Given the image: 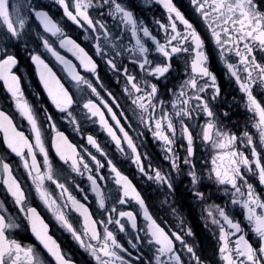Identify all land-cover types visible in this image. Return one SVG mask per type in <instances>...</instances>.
<instances>
[{
  "label": "clouds",
  "instance_id": "9594fccd",
  "mask_svg": "<svg viewBox=\"0 0 264 264\" xmlns=\"http://www.w3.org/2000/svg\"><path fill=\"white\" fill-rule=\"evenodd\" d=\"M46 2L49 3L50 9L40 8L39 10L48 13L57 30L49 34L44 29L36 30L35 26H32L31 31L36 41L60 42L61 46L65 41L76 44L77 39L72 34V28L75 27L79 40L93 47V52L89 55L92 66L84 69L91 74L90 76L76 71L75 65L71 62H68L66 67L60 65L63 72L67 74L66 83H64L67 87L64 88L62 85V88L68 106L58 108L55 102L51 100L50 102L60 114V119L67 122L70 132L84 141L79 144L78 149L79 164L83 167L64 162L69 171L63 176L56 174V179L59 180L60 185L71 186L77 190L79 196L83 198V208L87 210L95 223L100 224L103 235L99 239L93 237L92 233L85 229L83 219L77 220V226L73 225L74 230L69 229L36 193L57 224L67 234L68 240L78 250L74 255L69 248L60 249L61 243L53 237L62 256L67 257L70 264H97L93 250L98 251L102 245L107 244L117 253L122 252L125 257H131L132 253L122 247L121 234L131 249L138 248L139 239L135 231L137 230V213L143 217L144 213L150 210V206L146 200V194L142 189H138L132 176L122 171L121 175L136 191L139 199L135 196H125L124 185L117 182L114 172V169H120L116 160L123 159L127 162L128 168L135 170L134 176L142 185L145 187L154 185L149 188L153 197L151 205L155 207L165 225L174 223L176 228L185 233L188 237L185 246L191 244L197 247V237L187 218V210L182 208V197L177 192L178 185L184 191L193 193L192 203L201 211L202 220L205 221L202 209L208 206L217 213V219L219 217L226 219L233 234L238 233L237 240L242 241L253 251L256 255V264H260V260L264 259V105H260L258 100L253 103L247 97L244 99L233 97L229 100L226 94H222L211 67L208 43L200 48V52L203 53L202 64L208 74L207 78L198 76L191 70L192 53L187 48H185V55L178 56L176 64L173 65L158 47L153 46L156 33L164 29L165 20H168L170 24L173 16L171 9L165 7L163 0H81V8L90 12L94 24L85 21L79 15V11L70 14L67 9L62 10L58 0H46ZM172 7H176V4L173 3ZM250 11L254 18L258 16L264 19V0H252ZM57 12L59 14L54 15ZM30 20L29 18V22ZM191 30L195 33L194 24H191ZM28 31L29 24L28 30L23 33L21 39H24V34ZM100 36L104 37L103 42L99 41ZM21 47L29 57L38 50L30 42ZM77 47H79L78 44ZM28 49L31 50L28 51ZM38 51L43 52L44 48L40 47ZM261 55H264V50H261ZM121 63L124 64L125 70L133 74L135 70L129 68V63L138 66L137 83L141 85L145 94L151 97L152 112H149L147 108L138 111L129 107L125 113L119 105L117 106L127 126V135L121 133V142L115 145L109 138L103 142L100 141L105 146L104 152L108 153L104 158L108 161L107 169L110 171H107L108 175L105 178V174L101 173L102 162L93 158V165H95L93 168V165H89L84 160V155L91 156L89 144L97 148L95 143L87 139L93 135L97 137L95 133L87 131L89 126L96 125L97 122L91 119L83 107L91 101L89 89L83 86L87 84L89 87H94L93 81H95V84L105 93L111 90L119 95L118 89L124 88L125 84L120 79L123 73L115 65ZM101 65L115 82L114 86H110L101 75ZM19 73L21 75L17 76L21 84V97L31 105V111L26 114L16 108L17 98L10 93L9 99L19 113V117L28 120L29 124H33L37 119L41 120L36 111L37 107L44 108L41 113L44 120L51 117L42 103L34 106L26 97L21 82V76H27L25 65L19 64ZM77 76L80 77L79 80L76 79ZM172 77H176L177 86L183 87L185 94L192 87L193 79L202 81L200 87L196 89V95L201 92L205 94V97L210 100L211 113L209 114L199 104L188 103L187 100L184 107L177 108L172 103L175 93L171 88L168 89L169 98H165L163 88L171 82ZM210 81L211 90L206 91ZM73 94L76 100L72 99ZM92 94L96 95V92L93 91ZM36 97L39 101V93H36ZM121 103H124L122 98ZM170 104L172 106L168 107ZM250 104L251 107H249ZM74 105H76L74 110H69ZM162 105L165 107L162 108ZM217 106H220L219 111ZM237 109L243 111L244 120L234 128L232 125L236 121L232 118V114ZM161 112H163L162 116ZM29 115L32 119H28ZM201 115L204 116L203 120L199 119ZM157 121L161 123L159 128L156 127ZM206 123L214 125L210 135L204 130ZM48 126L47 122L43 123V129H47ZM117 127L121 126L117 125ZM36 130L39 129L34 127V131ZM97 131H101L100 128ZM193 131L196 133L195 136ZM161 132L167 137L166 139L158 135ZM62 135L69 139V143H73L64 131ZM153 147L163 149L160 154L163 161L167 162V166L154 160ZM113 153H115L114 158ZM222 154H227L223 163L230 173L228 179L222 178V171L217 172ZM46 189L49 200L53 202V208L58 210V205H64V197L59 195L51 185H47ZM97 192H105L106 195L98 198L95 195ZM90 198L94 201L91 207ZM121 205L126 209L125 212L118 211ZM2 209H5V204L0 201V210ZM34 212L39 211L36 207L24 202L23 209L19 208L11 215L6 211L5 214L9 216L11 229L31 231L30 219ZM64 213L68 217L71 215L66 205ZM165 217H167L166 220ZM146 218L151 219V217ZM205 227L213 231L215 225L205 223ZM109 232L113 234L111 237L108 236ZM52 261L54 264H61V260L57 259L56 255L52 256ZM40 264H50V262L40 257ZM125 264H131V260L126 259ZM202 264L206 262L203 261Z\"/></svg>",
  "mask_w": 264,
  "mask_h": 264
},
{
  "label": "snow or ice",
  "instance_id": "6c2138e0",
  "mask_svg": "<svg viewBox=\"0 0 264 264\" xmlns=\"http://www.w3.org/2000/svg\"><path fill=\"white\" fill-rule=\"evenodd\" d=\"M163 2L165 7L171 9L173 16L170 24L168 20L164 21L165 27L156 33L153 46L158 47L173 65L176 64L178 56L185 55V48H187L192 53L191 70L198 76L207 78L208 74L202 64L203 53L200 52V48L209 40L213 41L216 48L219 49V57L226 66L227 72L238 84L242 93L241 99L247 97L253 103L258 100L260 105H264V95H260L261 91L258 90L264 88V55H261V50H264V19L258 16L253 17V13L250 11L252 0H187L183 10L176 3V7H172L174 0H163ZM58 4L62 10L67 9L70 14L79 11V15L85 21L94 24L90 12H86L81 8V0H76V2L74 0H58ZM39 9L37 6L30 8V19L38 22L39 26L49 34L55 32L57 29L52 18L48 13ZM25 24L26 21L21 18L18 21V26L14 25L10 28L7 24H4L0 32L8 40L18 39L24 33ZM191 24L195 25V33L191 30ZM98 39L103 42L104 37L100 36ZM129 39L131 40V37ZM241 42H243L242 46ZM77 44L79 47H77ZM40 47H43L44 51L39 52L37 50L30 57L35 71L39 75L40 82L48 98L55 102L58 108L67 107L65 92L62 88V85L64 88L67 85L58 78L50 63L46 62L45 53L47 56L54 58L58 65L66 67L67 63L71 62L75 65L76 71H80L82 75L90 76L91 74L85 72L84 69L92 66L89 55H91L90 52H93V47L91 45L82 46V43L78 40L76 44L65 41L63 46L60 42L53 43L46 40L41 43ZM61 50H65L66 53L71 52L78 63L62 54ZM230 60H238L239 63L230 62ZM17 65V57L7 50L3 43H0V80L3 81L7 91L17 98L16 108L27 114L31 111V105L21 97V84L18 82V76L15 73V66ZM81 65H83V68H81ZM115 66L123 73V75H120V73L118 75L125 84L124 88L118 89L119 95L111 92V90L105 93L93 81L94 87L84 85L89 89L91 101L86 106L82 105L91 119L97 122L96 125L101 132L106 133V137L114 145L121 142V133L127 135V126L122 123L123 119L117 110L118 105L125 113H127L129 107L138 111L147 108L149 112H152L151 97L146 95L141 85L137 83L139 79L138 66L129 63V68L135 70L134 74L125 70L123 63ZM76 79L79 80L80 77L77 76ZM201 83L202 81L193 79L191 81L192 87L187 94H185L183 87H177L173 90L175 96L172 103L180 108L184 107L187 100L188 103L199 104L210 114V100L205 97L203 92L196 95V89L200 87ZM209 90H211V81L206 91ZM93 91L96 92V95L92 94ZM121 98L124 103H121ZM72 99L76 100L74 94ZM75 106L69 110H74ZM171 106L172 104L168 105V107ZM163 107L165 106L162 105ZM249 107H251V104ZM162 115L163 112H161ZM201 116L204 119V116ZM28 119H32L31 115ZM23 120L26 123L21 127L15 116L4 109H0V133H2L3 142L6 144L7 149L19 158V162L26 170L27 177L30 178L35 192L43 198V203L56 214L57 218L66 227L73 229V224L64 213L65 205L69 212L79 214L76 219H83L85 229L90 231L93 237L99 239L103 235L101 226L99 223H95L93 218L88 215L87 210L83 208V198L78 199L77 195H73L74 188L62 186L59 180L56 179L55 167L59 162H70L73 165L83 167L79 164L78 159L79 144L69 143V139L62 135V130L53 116L45 118L44 121L37 119L33 124H29L26 119ZM45 122L49 124L47 129H43V123ZM149 122L151 123V121ZM117 125L121 127L118 128ZM34 127L39 130L34 131ZM156 127H161L160 121L156 122ZM204 130L210 135L214 130V125L206 123ZM158 135L162 139L167 138L163 132L158 133ZM195 135L196 133L193 131V136ZM87 139L95 143L99 150L89 144L91 156L84 155V160L89 165H93V158L102 162L101 173L105 174V178H107L108 173L105 169L108 168V161L104 157L108 153L104 152L105 146L94 135L89 136ZM221 147H224V145H221ZM93 149L94 151H92ZM226 155L222 154L220 156L221 163L217 167L218 173L223 172V179H228L230 176L227 166L223 163ZM50 157L53 158L50 159ZM94 167L95 165H93ZM145 168L147 170V165H145ZM122 171L121 169H114L117 182L124 185L125 196H135L139 199L136 191L121 175ZM157 178L159 179V176ZM0 181L7 186V191L11 194L14 204L23 209L27 193L23 182L15 174V167L12 162L0 159ZM47 185H51L59 195L64 197V205H58V210L53 208V202L49 200ZM95 195L102 198L106 193L97 192ZM118 211L125 212L126 209L121 205ZM5 212L6 210L0 211V264H40V257H44L50 264H54L52 261L53 255L61 260V264H70L69 259L63 257L62 252L57 249L53 235L50 234L49 224L45 222L44 218L41 219L40 212H34L30 219L31 233L34 234L35 241L38 243H25L13 238L12 233L9 231L11 229L9 216ZM202 213L206 224L210 222L215 225L216 254L220 264H256V255L242 241L237 240L238 233L233 234V230L226 219L223 217L217 219V213L210 206L203 208ZM141 217L137 213V230L148 236L152 248L155 249V264H202L205 261L197 247H193L191 244L185 246L188 237L185 236L184 232L175 226H162L164 223L155 218L150 210L144 213L142 219H140ZM146 217H151V219ZM173 228L176 230L173 231ZM112 235L111 232L108 233L109 237ZM116 239H119V237H116ZM62 248L61 245L60 249ZM93 255L97 260V264H125L127 259L124 253H117L107 244L102 245L98 251L94 249ZM260 264H264V259L260 260Z\"/></svg>",
  "mask_w": 264,
  "mask_h": 264
},
{
  "label": "flooded vegetation",
  "instance_id": "af4514ba",
  "mask_svg": "<svg viewBox=\"0 0 264 264\" xmlns=\"http://www.w3.org/2000/svg\"><path fill=\"white\" fill-rule=\"evenodd\" d=\"M4 3L6 4V12L4 13L0 11V29L3 28L4 24H7L8 27L10 28L13 27L14 25L18 26V21L21 18H23L26 21L24 28V32H26L28 30V24H29V31L24 34V39L18 38V39L8 40L3 35V33L0 32V43H3L4 47L17 57L19 64H23L27 68V76L26 77L21 76L22 88L23 91L25 92L26 97L31 101V103L34 106L42 103L48 109L51 116L54 117L60 129L70 137V140L72 142L78 144L83 143L84 141L82 138L77 137L70 132V130L67 127V122L60 119V114L58 113L57 110L54 109L53 105L50 102V99L47 96L46 91L43 88L42 83L39 80L38 74L35 71L34 64L32 63L30 57L26 55L25 51L22 50L21 47L23 44L30 42L35 46L36 49L38 50L40 49L41 43L33 38L31 28L32 26H35L36 30H41L42 27L39 26L38 22H35L33 20H30L29 22L30 8L37 6L38 8L50 9L49 3L46 2V0H0V4H4ZM174 3H176L178 6H181L183 10V7L186 6L187 4V0H174ZM58 14H59L58 12L54 13V15H58ZM72 34L74 38L78 40V42L82 43V46L87 45L79 40V34L76 33L75 27L72 28ZM242 44L243 42H241V46ZM30 50L31 49H28V51ZM86 50L88 49L86 48ZM208 50L211 60V67L217 77L222 94H226L229 100H231L233 97H237L238 99L241 98L242 93L239 90L238 84L227 72L226 66L219 58V49L216 48L215 43L211 40L208 41ZM61 52L62 54L67 55L69 59H73L74 62L78 63L77 61H75L71 53H66L65 50H61ZM90 54L92 53L90 52ZM45 55L47 57L46 62L50 63V66H52L54 71L57 73L58 78H60L62 82L66 83L67 74L62 71V66L58 65L55 62L54 58L47 56L46 53ZM226 57H227V53H226ZM125 62L127 63V61ZM230 62L239 63L238 60L236 61L230 60ZM19 64L15 66V73L18 76L21 75L19 73ZM100 71H101V75L104 77L107 83L110 86H114L115 82L113 81L111 76L106 72L103 65H101ZM175 81H176V77H172L171 82L163 88L165 98H169L170 96V93L168 91L169 88H171L172 90L177 89L178 86ZM83 87L86 88V86ZM258 90L264 91V88ZM36 93H39V101L37 100ZM260 95H264V92H261ZM9 97H10V93L7 91V88L4 85L3 81L0 80V109H4L8 111L11 115L15 116L17 122L21 125V127H23L26 121H24L21 117H19V114L14 109L13 103L10 101ZM219 107L220 106H217V111H219ZM36 111L37 114L40 115L41 120H44V117L41 115V113H43L44 111V108L37 107ZM232 118L235 119L236 121V123L233 124L232 126L236 128L244 120L243 111L237 109V111L232 114ZM199 119L203 120L202 116H200ZM122 123L125 124L123 120ZM97 129H99L97 125H91L87 128V131L90 133H95L99 138V140L103 142L107 138L106 133L97 131ZM149 144L151 145V140L149 141ZM112 147H114V145ZM92 151H94V149ZM162 151L163 149L153 147V158L161 165L167 166V162L163 161L162 156L160 154ZM54 155L55 154L53 150V157ZM112 156L114 158L115 153H113ZM53 157H50V159ZM0 159L10 161L14 164L15 174L23 182V186L27 193V199L25 202L37 208V210L41 213L42 218H44L45 222L49 224L50 234L53 235V237L57 239L63 247L71 249L73 254L75 255L78 252L77 248H75L71 243V241L68 240L67 234L57 224V222L48 212L46 207L43 205L42 201L39 200L34 187L31 185L30 178L27 177L26 170L22 167V164L19 162V158L14 153H11L10 150L7 149L6 144L3 142L2 133H0ZM116 163L121 170L127 172L130 176H132L133 182L137 185L138 189H142L143 192L146 194V200L149 202L151 214H153L155 218H157L158 220L164 223V221L161 220L160 215L158 214L155 207L151 205V201L153 197L149 192V188L154 187V185L150 184L148 187L142 185L140 181L136 179V177L134 176L135 170L132 168H128L127 162L124 161L123 159L116 160ZM67 171L69 170L66 168L64 162H59L55 167V174L63 176ZM105 171L107 172L110 170L105 169ZM81 184L83 185V181H81ZM177 192L182 197L181 199L182 208L187 210V218L190 221V226L192 227L193 231L196 234L197 248L199 249L201 256L204 258L206 264H220L218 255L216 254L215 228L213 231H209V229L205 227L206 222L201 219V211L193 206L192 203L193 193L191 191H184L178 185ZM73 194L77 195L78 199L80 198L79 193L75 188L73 189ZM220 199H222V197ZM0 201H2L5 204V209H2L0 211L6 210L8 214L11 215V213L17 212L19 210V206L14 204L11 194L7 191V186L4 185L2 181H0ZM92 204H94V201H91L90 207L92 206ZM78 215L79 214L73 212L69 216L70 222L74 225V227L77 226L78 224V221L76 219ZM140 219H142V217ZM164 219L166 220L167 217H165ZM208 223L210 224V222ZM162 226L173 227L175 226V224L169 223L168 225L164 224ZM175 230L176 229L173 228V231ZM9 231L12 233L13 238L19 241L25 243H38L35 241L34 234L31 233L30 230L19 231V230L10 229ZM135 231L139 239V244L137 249H131L127 243V240L123 237V235L121 234L120 236L122 247L132 253L131 257L126 256V258L131 260V264H155L154 257L156 252L155 249L152 248L148 236L140 233L138 230ZM142 236L143 238H141Z\"/></svg>",
  "mask_w": 264,
  "mask_h": 264
},
{
  "label": "water",
  "instance_id": "95a60500",
  "mask_svg": "<svg viewBox=\"0 0 264 264\" xmlns=\"http://www.w3.org/2000/svg\"><path fill=\"white\" fill-rule=\"evenodd\" d=\"M0 11L1 12H6V4L4 3V4H0Z\"/></svg>",
  "mask_w": 264,
  "mask_h": 264
}]
</instances>
